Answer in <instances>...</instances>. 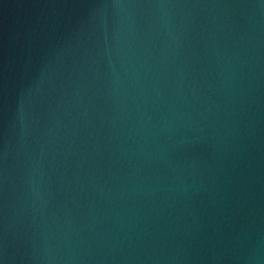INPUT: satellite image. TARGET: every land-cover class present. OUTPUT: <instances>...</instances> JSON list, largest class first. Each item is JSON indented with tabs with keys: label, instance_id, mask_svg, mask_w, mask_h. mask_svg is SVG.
<instances>
[{
	"label": "water",
	"instance_id": "obj_1",
	"mask_svg": "<svg viewBox=\"0 0 264 264\" xmlns=\"http://www.w3.org/2000/svg\"><path fill=\"white\" fill-rule=\"evenodd\" d=\"M0 264H264V0H0Z\"/></svg>",
	"mask_w": 264,
	"mask_h": 264
}]
</instances>
